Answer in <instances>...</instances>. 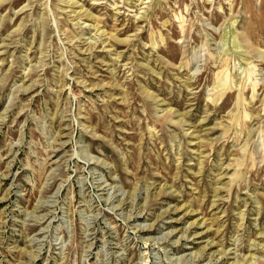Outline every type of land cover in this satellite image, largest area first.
Here are the masks:
<instances>
[{"label":"rangeland","instance_id":"374dc122","mask_svg":"<svg viewBox=\"0 0 264 264\" xmlns=\"http://www.w3.org/2000/svg\"><path fill=\"white\" fill-rule=\"evenodd\" d=\"M0 264H264V0H0Z\"/></svg>","mask_w":264,"mask_h":264}]
</instances>
